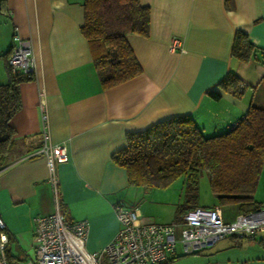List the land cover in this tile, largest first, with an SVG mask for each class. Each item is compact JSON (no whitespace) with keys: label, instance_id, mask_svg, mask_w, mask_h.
Wrapping results in <instances>:
<instances>
[{"label":"crops","instance_id":"0c3cea01","mask_svg":"<svg viewBox=\"0 0 264 264\" xmlns=\"http://www.w3.org/2000/svg\"><path fill=\"white\" fill-rule=\"evenodd\" d=\"M139 2L149 8L148 34L125 37L141 73L106 89L81 33L83 0L0 4V80L6 77L1 54L11 47L15 32L30 41L34 59L31 78L19 84L21 107L10 121L12 147L0 168V215L9 239L12 236L23 251L19 260L32 243L33 217L54 208L45 159L39 153L43 127L53 143L67 148L66 160L57 164L60 204L68 218L87 221L85 248L96 251L119 227L116 202L136 206L146 220L169 223L180 218L176 211L184 199L182 176L166 187L130 185L125 169L111 160V154L125 146L128 132L190 114L206 135H212L235 125L250 102L264 105V65L230 54L236 29L264 48V0ZM174 37L181 40V50L169 48ZM229 71L253 89L240 97L222 90L218 82ZM254 198L264 206V166ZM214 202L213 197L202 206ZM221 212L229 221L240 211ZM257 238L255 243L227 236L194 253H183L177 244L168 264H264V231Z\"/></svg>","mask_w":264,"mask_h":264},{"label":"trees","instance_id":"16d2710c","mask_svg":"<svg viewBox=\"0 0 264 264\" xmlns=\"http://www.w3.org/2000/svg\"><path fill=\"white\" fill-rule=\"evenodd\" d=\"M83 9L80 29L89 44L102 88L140 74L141 66L125 35L148 34V6L139 0H83ZM10 51L11 47L1 54L6 77L0 80V168L12 147L10 121L21 107L19 84L32 75L11 72ZM230 54L240 61L254 59L264 65V48L255 45L240 29L234 32ZM261 81L264 82V74ZM218 86L236 97L253 89L232 71L227 72ZM209 95L219 97L215 91H209ZM111 160L125 169L130 185L166 187L182 176L184 199L176 211L179 220L187 209L197 205L202 173L214 197L213 206L234 204L240 212L259 208L254 194L264 166V105L250 102L235 125L212 135H206L190 114L168 117L128 132L125 146L114 151ZM7 253L12 260L8 247ZM172 259L173 256L157 264H168Z\"/></svg>","mask_w":264,"mask_h":264},{"label":"built area","instance_id":"2783aa9c","mask_svg":"<svg viewBox=\"0 0 264 264\" xmlns=\"http://www.w3.org/2000/svg\"><path fill=\"white\" fill-rule=\"evenodd\" d=\"M169 48L181 50V40L172 38ZM8 64L12 73L31 75L34 70L30 41L16 32L12 36ZM39 153L45 159L54 208L49 214L33 217L31 246L18 261L9 259V235L0 215V264H155L174 255L177 244L183 253H194L226 236L254 239L264 231V206L239 212L226 221L220 207L196 205L187 209L179 221L159 223L143 218L132 204L116 202L114 210L119 227L115 235L101 249L88 251L85 248L87 221L68 218L58 198L57 164L67 158L66 145L53 143L43 127Z\"/></svg>","mask_w":264,"mask_h":264},{"label":"rangeland","instance_id":"374dc122","mask_svg":"<svg viewBox=\"0 0 264 264\" xmlns=\"http://www.w3.org/2000/svg\"><path fill=\"white\" fill-rule=\"evenodd\" d=\"M0 69H2V67H0ZM183 188H184V185H183ZM154 190H156V189H154ZM211 200H213V196H212L210 189H209V186H208L207 177H206L205 173H202L200 178H199L196 203H197V205L202 206V205H205L202 203L209 204ZM192 202H193V200L190 201L189 203H192ZM189 203L184 202V205H187ZM160 206L165 207V205H160ZM221 209L223 211H228L230 213H235L238 211L237 205H234V204L225 205V206L221 207ZM176 235L177 236L179 235V228L176 229ZM251 240L253 242L257 243L256 241H258V238L256 237L254 239H250L249 241H251ZM8 249H9V253L12 257V260H14V261H18L19 258H21L23 256V251L20 249L17 242L15 241V239L12 236H10V239H9ZM184 256H191V255H184ZM155 264H157V263H155ZM174 264H183V263L181 261H178ZM185 264H188V262H186Z\"/></svg>","mask_w":264,"mask_h":264}]
</instances>
